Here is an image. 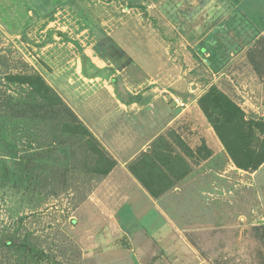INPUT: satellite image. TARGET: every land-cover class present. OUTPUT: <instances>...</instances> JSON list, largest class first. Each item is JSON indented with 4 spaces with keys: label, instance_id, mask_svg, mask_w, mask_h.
<instances>
[{
    "label": "rangeland",
    "instance_id": "1",
    "mask_svg": "<svg viewBox=\"0 0 264 264\" xmlns=\"http://www.w3.org/2000/svg\"><path fill=\"white\" fill-rule=\"evenodd\" d=\"M259 3L0 0V264H264V169H237L198 104L216 86L264 120ZM120 95L151 117L116 119ZM152 125L153 154L180 156L189 171L207 157L202 138L211 142L216 223L209 212L187 213L181 231L177 211L172 224L153 212L136 220L117 191L96 189L99 153L116 165Z\"/></svg>",
    "mask_w": 264,
    "mask_h": 264
},
{
    "label": "crops",
    "instance_id": "2",
    "mask_svg": "<svg viewBox=\"0 0 264 264\" xmlns=\"http://www.w3.org/2000/svg\"><path fill=\"white\" fill-rule=\"evenodd\" d=\"M261 79L264 80V75H261ZM126 84V83H124ZM126 86V85H125ZM119 95V94H118ZM123 98V99H122ZM125 97L119 96L117 98V102L119 105L123 108L121 112L117 111L118 113H115L116 119L120 118L119 116H123L125 112L128 113V117H126L127 120H134L136 117H140L141 115H144V117L149 116L151 117L152 109H146L143 110L144 107L139 109H133L132 106H137L136 102H131V104H128L125 102ZM175 97H173V100ZM130 105V106H129ZM113 109H117L116 107ZM104 111L107 113V110L104 109ZM105 113V114H106ZM100 117L101 114H100ZM99 117V118H100ZM141 119V118H140ZM139 119V124H140ZM103 119H99V125L101 128L99 130L103 129L102 133L105 134L106 137H108V130L109 127L107 123L103 121V123H100ZM160 122L156 123V128L161 127L159 124ZM140 126H138L139 128ZM97 128V127H96ZM143 130V131H142ZM145 130V131H144ZM135 138L134 142L130 144V146H127L129 151L127 155V159H123L121 157L115 158L116 165L113 168V170L108 174V176H99L101 179H97V185L95 186L98 191H100V188H105L108 190H114L117 191L120 198L118 200L121 202L120 204H128L132 207L133 211L136 212V220L142 219V217H149L151 213L154 214V220L158 221V225H161L160 221L169 222L172 224V216H174L173 212L177 211L179 213V220L183 222V225H178L179 230L181 231V227H186L187 223L190 222V214H187L189 212L194 213L196 219L202 218L205 216V213L209 212L208 221L210 224L216 223V213L213 212L212 209V201L209 199V197H212L214 191H218L216 188L217 184V171H216V164H217V155L213 151L210 141L206 138L203 139L204 146L207 150L211 152L209 156H207L205 159L201 160L198 164L195 166H191L190 171H188L187 175L180 180L175 186L169 190H167L162 196L159 198H153L150 196V194L146 191V189L140 184V182L129 173V170L127 169V165L134 160H136L141 154L143 153H150L151 152V145H153L154 140L153 136L155 133V128L152 125L150 130L146 129H139ZM205 131L208 133V135L211 138H214L215 133L211 127L205 129ZM185 138V136H183ZM103 139V138H102ZM153 140V141H152ZM186 141V142H185ZM188 143V140H182L181 144ZM187 146V145H186ZM190 146V144L188 145ZM190 148H193L190 146ZM124 154V153H122ZM185 158V157H184ZM186 160V159H185ZM264 169V163L261 165V167L257 170V172H260ZM120 174L122 177H127L125 180L126 185L125 187H122V190L124 188H127L130 192L121 193L119 192L121 186H118V181L115 180V175ZM172 194H176L178 197L177 203L178 206L175 207V200L171 199L173 197ZM225 193H223L224 195ZM218 198V195H215ZM224 200V199H223ZM208 202V203H207ZM211 206V207H210ZM194 207V208H193ZM167 211V214L165 213V210ZM171 212V213H170ZM145 213V214H144ZM144 214V215H142ZM176 216V215H175ZM147 220V219H146ZM142 221V220H140ZM144 223L146 222L145 219L143 220ZM214 221V222H213ZM148 225V223H146ZM159 228V226H157ZM180 238V237H179ZM107 254V253H106Z\"/></svg>",
    "mask_w": 264,
    "mask_h": 264
},
{
    "label": "trees",
    "instance_id": "3",
    "mask_svg": "<svg viewBox=\"0 0 264 264\" xmlns=\"http://www.w3.org/2000/svg\"><path fill=\"white\" fill-rule=\"evenodd\" d=\"M259 1L261 11H264L262 9L264 0ZM243 5L244 3L235 11L245 17ZM39 81L40 79L37 83ZM39 85H42V82ZM198 104L234 166L245 172L257 171L264 163V120L247 115L216 86H211L199 99ZM162 140L163 138H160L159 141ZM179 144L183 146L181 142ZM153 152L154 149H151L150 153L141 154L128 169L151 197L159 198L182 180L189 169L183 164L180 156L171 158L164 151L155 155ZM210 154L211 152L207 150V156ZM99 155L100 160L93 172L104 176L112 170L115 163L104 155L100 153ZM101 163H104L103 167ZM12 243V240H8L5 245H16Z\"/></svg>",
    "mask_w": 264,
    "mask_h": 264
},
{
    "label": "built area",
    "instance_id": "4",
    "mask_svg": "<svg viewBox=\"0 0 264 264\" xmlns=\"http://www.w3.org/2000/svg\"><path fill=\"white\" fill-rule=\"evenodd\" d=\"M174 102L178 105V106H184V104L180 103L179 99H174Z\"/></svg>",
    "mask_w": 264,
    "mask_h": 264
}]
</instances>
